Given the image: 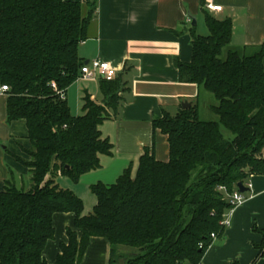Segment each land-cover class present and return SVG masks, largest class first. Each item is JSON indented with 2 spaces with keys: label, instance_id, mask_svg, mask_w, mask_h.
I'll return each mask as SVG.
<instances>
[{
  "label": "trees",
  "instance_id": "16d2710c",
  "mask_svg": "<svg viewBox=\"0 0 264 264\" xmlns=\"http://www.w3.org/2000/svg\"><path fill=\"white\" fill-rule=\"evenodd\" d=\"M96 11L94 0H0V87L10 89L8 121L24 120L31 142L29 160L18 158L30 173L28 189L8 181L0 190V264H48L54 216L66 213L75 216V229L56 264H81L93 238L110 243V264H201L212 235L219 240L226 231L227 196L264 175V47L223 59L232 20L204 12L209 35L192 33V61L175 64L181 83L215 96L219 120L202 121L196 106L156 118L154 129L168 136L169 161L146 152L135 177L128 169L111 186L93 185L97 205L84 216L83 201L59 176L78 184L101 168L100 156L111 155L100 126L117 116L126 87L121 78H100L103 104L87 95L79 117L58 95L81 76L79 48ZM254 231L263 238L256 248L264 263V230Z\"/></svg>",
  "mask_w": 264,
  "mask_h": 264
},
{
  "label": "crops",
  "instance_id": "0c3cea01",
  "mask_svg": "<svg viewBox=\"0 0 264 264\" xmlns=\"http://www.w3.org/2000/svg\"><path fill=\"white\" fill-rule=\"evenodd\" d=\"M63 1L84 3L86 0ZM94 1L96 19L89 27L88 40L80 45L79 57L84 63L95 59L111 63L126 87L117 116L100 126L103 139L109 140L113 147L111 155L100 156L101 168L83 175L78 184L59 176L61 186L83 201L84 216L97 205V198L91 192L93 185L111 186L128 169L135 177L146 152L160 162L169 161L168 136L154 129L156 118L177 115L184 103L196 106L201 116L206 90L181 83L175 63L192 61V33L209 35L204 12L219 20H232V41L225 58L229 51L243 55L264 47V0H211V5L223 8L221 12H209L208 0ZM99 80L80 76L66 91L65 98L74 116L85 114L87 95L97 104H103ZM217 105H212L211 110ZM30 148L26 122L8 121V95L0 93L1 191L8 181H14L20 189L29 184V170L18 158L29 160L26 152ZM247 184L251 188L245 194V203L233 211L231 226L222 239L214 240L201 264H264L257 260L256 248L263 238L254 231V228L264 230V175L252 176ZM53 224L55 237L44 250L48 264H56L61 246L68 244L67 231L75 229V216L56 214ZM77 232L80 237L81 232ZM111 257L110 243L93 238L81 264H110Z\"/></svg>",
  "mask_w": 264,
  "mask_h": 264
},
{
  "label": "built area",
  "instance_id": "2783aa9c",
  "mask_svg": "<svg viewBox=\"0 0 264 264\" xmlns=\"http://www.w3.org/2000/svg\"><path fill=\"white\" fill-rule=\"evenodd\" d=\"M207 9L209 12H221L222 7L219 8L215 7L214 5H208ZM118 71L116 68L109 62L101 60V59H95L90 61L88 64H85L81 69V77L83 79H96V78H102L107 81H113L117 78ZM54 89H56V86H52ZM10 91L8 86H1L0 87V93L7 94ZM58 95L62 100H65V93L64 92H58ZM247 188H251L250 184L245 185ZM229 203L231 204V209L225 214L224 219L222 221V226L227 229L231 226V217L233 211L245 203L246 197L245 194L240 193L239 189L237 188L236 191H234L231 195L227 196ZM212 238L214 240L217 239L216 235H212Z\"/></svg>",
  "mask_w": 264,
  "mask_h": 264
},
{
  "label": "rangeland",
  "instance_id": "374dc122",
  "mask_svg": "<svg viewBox=\"0 0 264 264\" xmlns=\"http://www.w3.org/2000/svg\"><path fill=\"white\" fill-rule=\"evenodd\" d=\"M207 32L208 31H207V28H206L205 29V33L207 34ZM226 53H227V51L225 49L222 58H225ZM204 96H205V98H202L203 101H204V103H203V110H202L201 116H200L201 117V120L202 121H205V122H215V121H218V117L211 110L212 105L214 106V105H217L218 104L217 100L215 99L214 95H212L211 93L206 92V91H204ZM222 132H223L225 138H227V139H230V138L233 137L232 134L229 131H227L225 128H223V127H222ZM24 186L25 187H23V188L28 189L27 187H29V184L28 183H25Z\"/></svg>",
  "mask_w": 264,
  "mask_h": 264
},
{
  "label": "water",
  "instance_id": "95a60500",
  "mask_svg": "<svg viewBox=\"0 0 264 264\" xmlns=\"http://www.w3.org/2000/svg\"><path fill=\"white\" fill-rule=\"evenodd\" d=\"M88 63H89V62H86L85 64H88ZM182 108H183V110H188V109L190 108V104H188V103H184V104L182 105ZM237 187H238L240 193H242V194H246V193H248V192L250 191V189L247 188V187H246L244 184H242V183L238 184ZM119 264H124V261L121 260V261L119 262Z\"/></svg>",
  "mask_w": 264,
  "mask_h": 264
},
{
  "label": "clouds",
  "instance_id": "9594fccd",
  "mask_svg": "<svg viewBox=\"0 0 264 264\" xmlns=\"http://www.w3.org/2000/svg\"><path fill=\"white\" fill-rule=\"evenodd\" d=\"M208 2H209V5L211 7V0H208ZM215 7L219 8L220 6H215Z\"/></svg>",
  "mask_w": 264,
  "mask_h": 264
}]
</instances>
